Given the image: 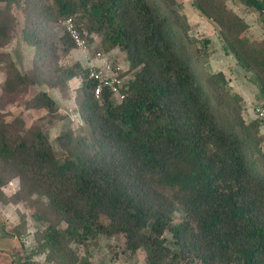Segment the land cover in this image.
<instances>
[{
	"label": "trees",
	"instance_id": "obj_1",
	"mask_svg": "<svg viewBox=\"0 0 264 264\" xmlns=\"http://www.w3.org/2000/svg\"><path fill=\"white\" fill-rule=\"evenodd\" d=\"M192 1L264 100V48L245 19L225 0ZM234 1L264 30V0ZM67 19L85 48L100 41L106 50L94 53L121 55L122 75L131 73L122 100L93 95L89 60L61 61L79 48ZM19 23L27 70L3 49ZM190 29L178 0H0L2 95H27L24 108L52 124L65 118L53 94L77 83L79 133L65 126L50 140L44 125L0 111V201L26 204L46 262L92 264L91 242L119 235L147 264H264L261 126L244 119L226 73L211 69V41Z\"/></svg>",
	"mask_w": 264,
	"mask_h": 264
},
{
	"label": "rangeland",
	"instance_id": "obj_2",
	"mask_svg": "<svg viewBox=\"0 0 264 264\" xmlns=\"http://www.w3.org/2000/svg\"><path fill=\"white\" fill-rule=\"evenodd\" d=\"M182 4V10L187 17L188 23L190 24V32L189 34L197 38L198 40H210L209 48L212 50L210 55V65L213 71H224L226 74L229 72V76L234 78L235 83L240 82V75L237 73L238 69L235 64L231 65L230 62L231 56L225 55L222 49V43L218 37V27L210 20L200 16V14L196 11L193 6L192 0H178ZM227 7L233 10L239 16L245 18V11L243 6H239L236 4L234 0H225ZM256 19L253 17L249 19L252 21V29H249V32H258ZM254 22V23H253ZM61 26L65 25V21L60 22ZM100 41H96L90 47L87 48H78L73 51L69 56L61 58L62 62H75L77 60H91L95 59L96 54L95 49L100 47ZM101 48V47H100ZM5 51L9 52L12 56H19V58H15V62L19 68L27 70L28 61H29V53L28 49L24 46L21 39V31H20V23L17 24L11 31V40L4 46ZM99 49V48H97ZM103 49V50H102ZM100 50H106L105 47H102ZM102 56V54H100ZM103 57V56H102ZM105 59V58H104ZM98 60V59H96ZM109 60H112L113 63L118 64L122 67H125V61H123L121 55L118 52H111L109 56ZM114 60V61H113ZM103 60H98L101 63ZM124 69V68H123ZM128 76L131 73L127 74ZM4 80V73L0 70V111L6 115L9 112L21 114L26 120L27 123H39L44 125L49 134L50 140H53L60 131L65 128V126H69L75 133H79L82 130L83 125L78 120L77 115L75 113V105H74V91H75V80H71L69 82V90L66 95L59 96L58 94H53L59 101L61 105L60 113L65 115V118L58 119L57 121H53L52 124H47L46 114L44 111L33 110L24 108L26 105L25 96L21 95L17 98L10 99L7 98L4 94L2 95V85ZM238 85V84H237ZM236 86V85H235ZM201 87V85H200ZM201 90L204 92L205 97L207 98V102L209 104H213V96L212 94L206 90L203 86ZM242 101H240V105L242 108V114L244 113L245 108L242 107ZM70 122V123H69ZM16 179V178H15ZM13 180V179H12ZM18 180L16 179V182ZM18 184V182H17ZM8 185H5L4 188L7 189ZM18 186V185H17ZM3 189V187L1 188ZM18 190V188H17ZM16 190V191H17ZM15 191V192H16ZM14 192V193H15ZM12 194H10L11 196ZM26 206V204H25ZM27 209V206L25 207ZM173 219L175 222L179 221V213L174 212ZM33 225L39 228L38 224L34 221ZM35 229V231L37 230ZM34 231V232H35ZM33 232V234H34ZM169 240V235H165ZM90 252H92V256L90 261L92 264H147L146 253L142 249L137 250L135 253H129L128 251H124V239L119 236H113L109 238H100L95 242H91L90 244ZM41 260H45V254H40Z\"/></svg>",
	"mask_w": 264,
	"mask_h": 264
},
{
	"label": "crops",
	"instance_id": "obj_3",
	"mask_svg": "<svg viewBox=\"0 0 264 264\" xmlns=\"http://www.w3.org/2000/svg\"><path fill=\"white\" fill-rule=\"evenodd\" d=\"M244 11V19L249 25V29H252V21H249V19H253V17L256 19L258 32L251 31L250 33L255 35L257 42L264 48V30L260 27L257 14L247 9H244ZM231 60L230 64H235L232 57ZM236 70L238 71L235 74L240 75L241 78L240 82L237 83L238 85L234 81L235 76L232 78L229 76V72L226 75L230 79V86L234 92L242 98V107L246 110L243 113L244 119L250 122L254 120L252 108L264 100L258 91L254 78L246 70ZM259 133L263 138L261 146L264 150V130L261 127ZM17 182L16 179H13L7 184V189L4 187L1 189L6 197L17 190ZM25 207L24 203L13 204L0 201V264H53L41 260V255L35 253L33 232L37 227L33 225V220Z\"/></svg>",
	"mask_w": 264,
	"mask_h": 264
},
{
	"label": "built area",
	"instance_id": "obj_4",
	"mask_svg": "<svg viewBox=\"0 0 264 264\" xmlns=\"http://www.w3.org/2000/svg\"><path fill=\"white\" fill-rule=\"evenodd\" d=\"M66 31L70 33V36L76 41L78 47H84L82 40L78 38V35L74 31L71 21L67 19L65 21ZM103 60L101 63L98 60ZM90 65H94L90 68L89 79L94 83L93 95L97 98L104 90L113 96L116 100H122L124 93L122 86L126 83L128 75L123 76V67L113 63L109 59H104L99 53L96 54L95 59L89 61ZM254 118H256L261 128L264 130V103H258L252 108Z\"/></svg>",
	"mask_w": 264,
	"mask_h": 264
}]
</instances>
